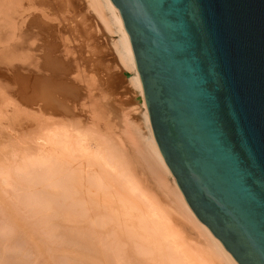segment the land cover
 I'll use <instances>...</instances> for the list:
<instances>
[{
    "label": "water",
    "instance_id": "1",
    "mask_svg": "<svg viewBox=\"0 0 264 264\" xmlns=\"http://www.w3.org/2000/svg\"><path fill=\"white\" fill-rule=\"evenodd\" d=\"M109 1L186 204L237 264H264V0Z\"/></svg>",
    "mask_w": 264,
    "mask_h": 264
},
{
    "label": "bare ground",
    "instance_id": "2",
    "mask_svg": "<svg viewBox=\"0 0 264 264\" xmlns=\"http://www.w3.org/2000/svg\"><path fill=\"white\" fill-rule=\"evenodd\" d=\"M0 1H7L6 3L8 6L6 8H8L9 5H16L20 0ZM89 3L91 4L90 6L94 10V13L97 14V18L105 24V28H107V30L110 32L114 31L113 33L118 35V40L115 43V46L117 48L116 50L119 56V62H121L120 64H122V66L126 68V70L132 73V76L130 78L131 85L135 90L143 95V89L139 75L137 73L132 48L129 44L128 39L124 36L120 19L115 12L111 2L109 0H89ZM13 7L15 6H12V8ZM20 41L19 43L16 42L17 44L15 43V49L17 53H14V51L13 55V50L10 49L12 50L11 53L13 55L11 56L9 50V58L10 56L14 57L16 55L25 57L26 53L19 54L24 53L21 52L22 43L24 41ZM18 44L20 45L18 46ZM17 46L18 48H16ZM48 57L51 58V56L49 55ZM51 60H49L50 63L53 62ZM56 60L54 62H58V60ZM22 78V83L20 81L21 91L25 95L31 97H36V95L38 94V90L41 88L40 91L42 92L41 94L43 95V98L46 100L48 98L51 99L52 91L56 90V88L61 87V82L59 85V82L55 81L54 78ZM138 101L140 102V113L142 116L141 119L143 120V124L145 125L147 132L145 131L146 133H142L140 132L141 130L137 128V134L133 133L136 137L134 138V142L138 141V144L136 143L137 145L135 146L138 147V145H140L139 148H143H140L142 151L141 159L144 163H146L148 172L153 175V181L156 183L155 185L157 186L159 191L163 194L162 196L165 195L166 198H164L166 200L168 199L166 202V206L163 205V202L162 204L160 203L161 199H157L158 197L156 198L154 196L155 194L151 195L152 193H149V187L147 188L145 186L146 183L144 184L142 180L140 181L138 179L140 176L137 177L138 175L134 171L135 165L131 164L134 159H132L130 163V159L128 158V156L130 157V155H128L127 153L128 156H126V152H124L125 149L122 150V148H120V144V147H118L116 142L115 146L114 142H107L105 137H103V139L105 138V141H99L95 138L90 130L84 129L78 131L71 128H69L68 130V127L59 129L54 126H42L37 132L40 133V138L36 140V144L34 143L35 139H32L33 143H30V140H25L22 142L9 141L7 143L0 144V183L4 184L7 187H15V190L17 189L18 195H16L19 196V204L21 203L24 209L28 208L29 210V216L27 217L26 214V217H30L33 223H35V226L36 222H40L42 227L43 225L45 226V238L49 236L50 238L48 240H52L51 236L53 235L54 238V236L56 235L55 239L53 240H56V238L58 237V239L60 240V242L62 241V243L66 242L67 244V242H73L72 248L70 247V243V248L67 245V248H65V246L62 247L59 244V246L62 248L58 250V246H54L58 251L56 250L57 253H55V251L53 253L59 254L58 258H61L60 253H64L65 255V250L69 248L70 250H68V252L75 250L76 253L74 251L73 253H71H75V255L79 253L78 257L75 256L77 258H75L76 260H78L79 257V259L83 260L87 256V260L85 261L88 262H85V264H106V262L109 260H111L112 262V258L110 259V257H108L109 255H107L106 252L102 253L103 251L101 249L104 247L105 249H103L107 250V246L108 249H110L109 245H111L112 242V244L122 243L127 246V248H125L128 250L129 248H131L130 254L134 256H130V264H132L133 262L135 263L138 259L139 260L136 262L137 264H237L231 257V255L223 248L221 243L213 237L211 232L203 224H201L197 220L191 209L186 204L185 199L181 194L174 177L167 168L155 143L144 96L142 98L139 97ZM97 137H101V135L98 136L97 134ZM134 142L133 144H135ZM92 144H94L95 147H93ZM76 157L77 159L80 158L81 163L77 162L78 164H76L75 161H78ZM89 163L92 166L90 167L92 173H89L90 171L85 172V168ZM141 164L143 165L142 162ZM90 168H87V171L90 170ZM0 186L3 187V185ZM47 186L54 187L52 189L51 187H49V190L51 189V191H44L45 193L43 195L40 194V197H38L36 194L38 192H41L43 188H47ZM146 188L148 191H146ZM32 194L37 196L36 200L32 199ZM48 196H56L57 199L54 202L52 198L49 197L51 199L49 200L50 203L51 201H53L54 203L48 204L49 206H43V204L41 205V203L43 202V198L45 200V197ZM8 197L11 196L9 195ZM7 199L9 200V198L6 197V200ZM11 199H13V197H11ZM11 199L10 201H12ZM8 200L5 201V204L9 202ZM9 203H7L8 205L6 204L7 206H5L12 207V204L10 205ZM21 205L19 206L21 207ZM0 208L2 209V207ZM7 211H9V209ZM21 211L23 210H20V212ZM10 212L9 214H11ZM3 215L6 216V214L4 213ZM0 217V221L2 222V219L4 218H2V216ZM72 217H74L73 219H75L77 222L75 220V222L71 221L70 219H72ZM174 219H176L175 221L178 224H174ZM23 220L26 221L25 216L23 217ZM32 221L28 219V222ZM66 221H71V223L69 222L70 224L73 223V232H70L73 233L72 235L68 233L69 231H64V229L66 228L62 226V223L64 222L63 224H65ZM33 223L31 225H29L30 223L27 225L24 224L23 226L24 228L28 226V230H30L31 227L34 228ZM73 225H75V227H73ZM0 226L2 225L0 224ZM7 229L11 230L13 228H9L8 226L6 230ZM22 229H19V231ZM6 230L5 232H3L4 234H6ZM28 232L26 231L25 233L28 234ZM13 233H16V230ZM192 233L195 235V239H199L197 241L198 243L194 242V244L188 241L187 234L191 236ZM35 234L37 235V233ZM38 234L40 235L41 233L38 232ZM39 235L38 237L40 239H44ZM12 236L14 235H11V237ZM22 236H24V234H22ZM39 238L36 239L39 240ZM192 239L193 241L195 240L194 238ZM21 241L20 243H22ZM41 241L43 244V240ZM33 243L35 244L34 248L36 249L39 245L36 247V243ZM10 244L12 245V243ZM120 244L118 245L123 246L122 244ZM0 246L2 247L3 243ZM15 246L17 245L15 244ZM29 246L30 243L28 247ZM44 246L47 245L44 244ZM41 247L43 248L42 245ZM115 247L112 246V250ZM14 248L12 247L11 249ZM47 248H39L41 250L36 249L35 251L37 252V250H39L37 253L40 254L42 250L44 252V249L47 250ZM51 249L53 250V247ZM1 250L2 248H0V251ZM9 250L7 249L8 252H10ZM31 250H33V247ZM49 250L48 252H50ZM88 250L90 252L92 251L93 253L89 252L91 255H87L88 252H86V255L80 254L81 252H85ZM3 251H5V249H3ZM7 251L6 253H8ZM23 251H25V248ZM109 251L110 250H108L107 252ZM118 251L116 252L118 253ZM123 251H125V249ZM26 252L27 251H25V253ZM1 253L0 262L1 264H3L2 256H5L6 254L5 252H3L4 254L2 253L1 255ZM66 255H68V253ZM135 255L137 256L136 261ZM51 256L52 254L49 257ZM53 256L51 258L57 259V256ZM11 257H14L13 254L12 256H10V260L12 261ZM23 257L25 259V255ZM47 257L48 256H46L45 258L47 259ZM114 257H117V255H114ZM75 259L73 260L75 261ZM10 260L8 262H10ZM31 261L29 260V263ZM83 261L82 263H84ZM22 262L20 263L22 264ZM75 262L77 263V261ZM117 262L119 261L117 260ZM128 262L126 263L129 264ZM14 263L15 262L8 264ZM61 263L63 264V262ZM61 263L59 262V264ZM38 264H40V262ZM43 264L45 263L43 262Z\"/></svg>",
    "mask_w": 264,
    "mask_h": 264
},
{
    "label": "rangeland",
    "instance_id": "3",
    "mask_svg": "<svg viewBox=\"0 0 264 264\" xmlns=\"http://www.w3.org/2000/svg\"><path fill=\"white\" fill-rule=\"evenodd\" d=\"M6 2L7 1H0V144L7 143L9 141L22 142L25 140H30V143H33L32 139H35V143L37 142L36 140L40 138V133L37 132L42 126H54L59 129L68 127V130L71 128L78 131L82 129L90 130L95 138L99 141H105L104 139L106 138L107 142H114V145L117 142L118 147L121 145L120 148H122V150L125 149L124 152H126V156L130 155V157L128 156L130 163L132 159H134L131 164L135 165L134 168L136 170L134 169V171L138 175L137 177L140 176L138 179L140 181L142 180L144 184L146 183L145 186L147 188L149 187V193H152L151 195L155 194L154 196L156 198L158 197L157 199H161L160 203L162 204L163 202V205L166 206L168 199H165V195L162 196L163 194L159 191L155 185L156 183L153 181V175L148 172L146 163H144L141 159V149L143 148L140 147V149V145H138V147L135 146L138 144V141L134 142V138L136 137L133 133L137 134V128L140 129V132L142 133L147 132L145 125L143 124V120L141 119L142 116L140 113V102L138 101V98H142L143 95H141L140 92L135 90L131 85L130 78L132 73L126 70V68L120 64L121 62H119V56L115 46V43L118 40V35L113 33L114 31L110 32L107 30V28H105V24L101 22V20L97 18V14L94 13V10L90 6L91 4L89 3V0H20L16 5H12L15 6L13 8L11 5L6 8L8 6ZM19 41H24V45L22 43V51L19 50L24 53L19 54L26 53L25 57L20 55H16L17 57H11L14 55V53H17L15 49V43H19ZM19 45L20 44H18V46ZM18 46L16 48H18ZM9 50L11 59L8 55ZM11 51L12 53L15 51L13 55ZM48 55L51 56V58L48 57ZM56 59L58 62H54ZM49 60L53 62L50 63ZM24 76H27L28 78H54L55 81L59 82V85L61 82V87L52 91V98H48V101L43 98V95L41 94L42 92L40 91L41 88L38 90L39 95L37 94L36 97L27 96L21 91L20 88L21 78H27ZM129 129L132 130L130 131ZM97 134L98 136L101 135V137H97ZM103 137L105 138L103 139ZM133 142L135 144H133ZM92 146L95 147L94 144H92ZM77 160L78 161H75L76 164L81 163L80 158ZM90 167L92 166L89 163L85 168V172L90 171L89 173H92ZM87 168H90V170L87 171ZM0 185H3V187L0 186V207H2V209L0 208V216L4 218L2 219V222L0 221V224L3 226L6 223L3 227L0 226V245L3 243V246H0V248H2L0 253L5 252L6 254L5 256H2L3 264L13 262H15L14 264H21L20 262L22 261V264H38L39 262L40 264H43V262L45 264H59V262H63V264H72L75 261L80 264L83 260L84 263L82 264H85L87 256L83 260L79 259V257V262L82 260L79 263L75 257H78L79 253L75 255L76 252L73 249L71 250L75 252L74 254H72L73 251H69L70 253L68 252V250H70L69 248H72L73 242H67V244L66 242L62 243L58 237L56 238L57 241L53 240L55 239L56 235L54 238L53 235L51 236L52 240H48L50 238L49 236L45 238V226L43 225L42 227L40 222H36L35 226V223H33L32 219H30V217L27 218L29 216V210L28 208L24 209L21 203L19 204L20 200L18 199L19 196H17V189H14L15 187L8 186V188L2 183H0ZM49 187L47 186V188H45L47 190L43 188V192H38L36 195L40 197V194L43 195L45 193L44 191H51L54 186H52L50 190ZM147 188L146 191H148ZM7 195L13 197L14 201ZM36 195L32 194L33 198H31L36 200ZM6 197L9 198V200H7L10 202L7 203L10 205L12 204V207H6L8 205L7 203V205L5 204V201H7ZM49 197L51 196L45 198L49 201L51 200ZM51 198L54 202L57 199L56 196ZM10 199L12 201H10ZM46 199L44 200L43 198L41 205L43 204V206H49L48 204L54 203L53 201L50 203V201L48 202ZM19 205H21V207ZM8 209L9 211H7ZM20 210H23L21 211L22 213ZM9 212L11 214H9ZM3 213L6 214V216H4ZM24 216L26 221L23 220ZM74 217H72L70 220L74 221ZM28 219L32 222H28ZM175 220L176 219L173 221ZM71 221H66L67 223L65 222V224H63L64 222L62 223V226L66 228L64 231H69L68 233L73 232V223L70 224ZM32 223L34 228L31 227L30 230H28V226V228H24L23 226L24 224L31 225ZM175 223L177 222L175 221L174 224ZM75 225H73V227H75ZM8 226L9 228L13 229L6 230ZM68 228L72 230H69ZM19 229L22 230L19 231ZM5 230L7 231L6 234L3 233ZM15 230L16 233H13ZM26 231L32 232H28V234H26ZM38 232H40L42 235H39ZM35 233H37V235ZM22 234H24V236H22ZM70 234L72 235L73 233ZM11 235L14 236L11 237ZM38 235L40 237L42 236L45 240L40 239ZM193 235V233L191 236L187 234L188 241L191 243H198L197 241L199 239H195L196 237ZM36 238H39L40 241ZM192 238H194L196 241H193ZM34 239L36 241L38 240L37 243ZM41 240H43V244ZM20 241L22 243H20ZM25 242L28 245L30 243V246L28 247ZM33 242L36 243V247L38 245L40 246H38L36 249H43L44 247L47 248L48 245L49 247L47 250L44 249V252L43 250L41 251L43 253L42 255L41 252L40 254L37 253L41 249L37 250V252L35 251V244ZM10 243H12V245ZM14 243L19 246H15ZM69 243L71 244L70 247ZM44 244L47 246H44ZM59 244L62 247L65 246V248H67L66 245L69 247L67 250H65L66 254L68 253L69 258L68 255H64V253H60L61 258H58L59 254H55L60 248H62L59 246ZM114 244L111 242V245H109L110 249H108V246L106 248L107 250H104V247V249H101L103 251L102 253L106 252V254L109 255L108 257H110V259L112 258V262L111 260L107 262L105 261L106 264H120L124 260L126 262L130 261L128 262L130 264L131 259L129 258H131L130 256L132 255L130 254L131 248H129V250L126 249L127 246L122 243L121 244L123 246H119L118 244L120 243ZM54 246H56L58 250ZM112 246L118 247H115L112 250ZM5 247L8 250L12 247L14 249L9 250L11 252L10 253ZM32 247L33 250H31ZM52 247L53 250L51 249ZM24 248L25 251H27V254L25 251H23ZM3 249H5V251H3ZM124 249L125 251H123ZM48 250L50 252H48ZM108 250L110 251L107 252ZM6 251L8 253H6ZM54 251L55 253H53ZM116 251H118V253ZM86 252H88L87 255H89L92 251L90 252L88 250L81 252L80 254L86 255ZM32 253L36 255V259L38 260L35 259V255ZM12 254L14 257H11V261L10 256H12ZM51 254L52 256L55 254L54 256H57V259L51 258L52 256L49 257ZM71 254L74 256V258ZM24 255L25 259L23 257ZM114 255H117V257H114ZM46 256H48L50 260L48 257L46 259ZM133 256L134 255H132V257ZM44 259L47 261L45 262ZM73 259H75V261ZM136 259L137 256L135 257V261ZM9 260L10 262H8ZM29 260L32 261L29 263ZM68 260H72V263ZM117 260L119 262H117ZM125 261L122 264H127ZM136 262H133L132 264H137ZM77 263L75 262L74 264Z\"/></svg>",
    "mask_w": 264,
    "mask_h": 264
}]
</instances>
